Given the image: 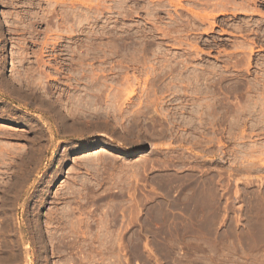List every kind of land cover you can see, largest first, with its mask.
<instances>
[{
  "label": "rangeland",
  "instance_id": "374dc122",
  "mask_svg": "<svg viewBox=\"0 0 264 264\" xmlns=\"http://www.w3.org/2000/svg\"><path fill=\"white\" fill-rule=\"evenodd\" d=\"M16 4L0 264H264V0Z\"/></svg>",
  "mask_w": 264,
  "mask_h": 264
},
{
  "label": "bare ground",
  "instance_id": "6f19581e",
  "mask_svg": "<svg viewBox=\"0 0 264 264\" xmlns=\"http://www.w3.org/2000/svg\"><path fill=\"white\" fill-rule=\"evenodd\" d=\"M3 2V1H2ZM9 2L10 3H13V4H15V5H17L16 3H19L20 2V0H9ZM7 3V2H6ZM9 4V3H8ZM32 4H35V3H32ZM228 109V108H227ZM227 111V110H226ZM226 111H224L225 112V114L226 113H228V112H226ZM226 117V116H225ZM226 118H228V117H226ZM225 118V120H227ZM224 119V118H223ZM100 154V153H106V154H113L112 153V151H110L106 146H101V147H99V149L97 150V151H95V153L94 152H92V154Z\"/></svg>",
  "mask_w": 264,
  "mask_h": 264
}]
</instances>
